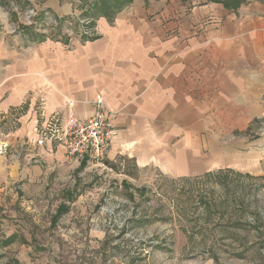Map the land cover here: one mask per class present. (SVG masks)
Here are the masks:
<instances>
[{
  "label": "rangeland",
  "instance_id": "1",
  "mask_svg": "<svg viewBox=\"0 0 264 264\" xmlns=\"http://www.w3.org/2000/svg\"><path fill=\"white\" fill-rule=\"evenodd\" d=\"M56 1L0 0V43L34 32L94 35L93 0ZM252 2L264 4L246 0L234 11ZM67 4L71 13L59 15ZM261 66L246 126L214 134L229 163L195 177L138 168L126 154L109 159V148L100 162L70 156L59 131L65 111L39 117L34 139L15 137L18 114L9 115L0 126V264H264ZM59 149L69 164L56 168L46 156Z\"/></svg>",
  "mask_w": 264,
  "mask_h": 264
},
{
  "label": "crops",
  "instance_id": "2",
  "mask_svg": "<svg viewBox=\"0 0 264 264\" xmlns=\"http://www.w3.org/2000/svg\"><path fill=\"white\" fill-rule=\"evenodd\" d=\"M94 19L91 38L26 35L21 43L12 35L0 43V126L18 114L15 137L34 139L39 117L88 116L101 95L115 111L109 159L126 154L138 168L174 177L227 165L228 146L214 134L246 126L247 102L261 97L264 4L234 11L206 0H133ZM59 150L47 164H69Z\"/></svg>",
  "mask_w": 264,
  "mask_h": 264
},
{
  "label": "built area",
  "instance_id": "3",
  "mask_svg": "<svg viewBox=\"0 0 264 264\" xmlns=\"http://www.w3.org/2000/svg\"><path fill=\"white\" fill-rule=\"evenodd\" d=\"M92 113L80 118L72 111L63 114L60 133L66 152L75 158H87L93 162L102 161L114 135L115 111L107 105L101 95L90 101ZM69 105L72 102H68Z\"/></svg>",
  "mask_w": 264,
  "mask_h": 264
},
{
  "label": "trees",
  "instance_id": "4",
  "mask_svg": "<svg viewBox=\"0 0 264 264\" xmlns=\"http://www.w3.org/2000/svg\"><path fill=\"white\" fill-rule=\"evenodd\" d=\"M129 1H131V0H114L113 1L114 5L111 6L110 4H112V3H109L107 0H95V1L93 0L91 2L92 3L91 8H92V11H94L92 14L95 15L94 18H96L97 15H99V14L107 16L110 18V17L114 16L117 13V11H119L123 6H126V4ZM215 1L221 2V3H223V5L225 7L233 9V10H236V8H238L243 3L246 2V0H239V1H236V0H215ZM32 36L35 37V39H36V38H42L44 36V34H39L37 32L36 33L34 32V33H32ZM91 37H93V36H91ZM82 38L85 39L84 37H82ZM67 39H68L67 37H63L64 42H66ZM105 162L109 165L112 164V163L110 164V162H108V161H105Z\"/></svg>",
  "mask_w": 264,
  "mask_h": 264
}]
</instances>
